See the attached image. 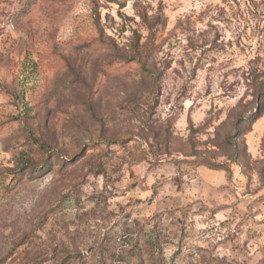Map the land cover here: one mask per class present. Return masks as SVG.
Listing matches in <instances>:
<instances>
[{
  "label": "rangeland",
  "instance_id": "obj_1",
  "mask_svg": "<svg viewBox=\"0 0 264 264\" xmlns=\"http://www.w3.org/2000/svg\"><path fill=\"white\" fill-rule=\"evenodd\" d=\"M259 86L264 0H0V264H264Z\"/></svg>",
  "mask_w": 264,
  "mask_h": 264
},
{
  "label": "trees",
  "instance_id": "obj_2",
  "mask_svg": "<svg viewBox=\"0 0 264 264\" xmlns=\"http://www.w3.org/2000/svg\"><path fill=\"white\" fill-rule=\"evenodd\" d=\"M254 99L256 102H259L264 99V90L262 87H257L256 92L254 93ZM261 113H256L255 117L253 120H257L260 117ZM237 128V127H236ZM238 136V135H237ZM236 136V138H237ZM236 144V143H235Z\"/></svg>",
  "mask_w": 264,
  "mask_h": 264
},
{
  "label": "built area",
  "instance_id": "obj_3",
  "mask_svg": "<svg viewBox=\"0 0 264 264\" xmlns=\"http://www.w3.org/2000/svg\"><path fill=\"white\" fill-rule=\"evenodd\" d=\"M238 2L240 3V2H241V0H238Z\"/></svg>",
  "mask_w": 264,
  "mask_h": 264
}]
</instances>
